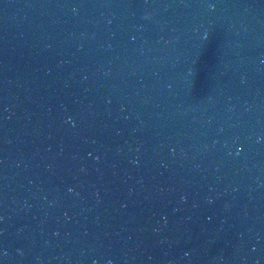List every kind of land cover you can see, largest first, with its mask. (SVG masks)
I'll return each instance as SVG.
<instances>
[{
  "label": "water",
  "instance_id": "water-1",
  "mask_svg": "<svg viewBox=\"0 0 264 264\" xmlns=\"http://www.w3.org/2000/svg\"><path fill=\"white\" fill-rule=\"evenodd\" d=\"M0 264H264V0H0Z\"/></svg>",
  "mask_w": 264,
  "mask_h": 264
}]
</instances>
